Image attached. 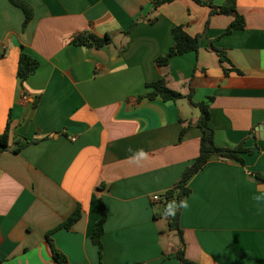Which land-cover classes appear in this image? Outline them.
Here are the masks:
<instances>
[{"label": "crops", "instance_id": "0c3cea01", "mask_svg": "<svg viewBox=\"0 0 264 264\" xmlns=\"http://www.w3.org/2000/svg\"><path fill=\"white\" fill-rule=\"evenodd\" d=\"M23 1L33 11L24 27L21 10L0 0V264H59L53 250L65 264H182L179 238L153 217L151 197L197 157L201 132L186 99H138L162 78L208 105L216 147L249 151L243 165L212 156L188 180L185 258L264 264V184L253 176H264V0H235L243 29L228 34L233 16L192 0ZM174 26L202 34L198 51L159 68ZM86 31L111 44H71ZM21 54L38 63L23 82ZM181 122L191 124L182 136ZM21 140L29 144L14 153ZM76 209L78 220L54 231ZM101 209L99 256L91 234Z\"/></svg>", "mask_w": 264, "mask_h": 264}, {"label": "trees", "instance_id": "16d2710c", "mask_svg": "<svg viewBox=\"0 0 264 264\" xmlns=\"http://www.w3.org/2000/svg\"><path fill=\"white\" fill-rule=\"evenodd\" d=\"M11 5L21 10L24 15V20L22 22V27H24L31 19L33 11L31 6L24 2L23 0H8ZM173 0H153V7L156 8L161 3H169ZM194 3L200 6L208 7L210 10V15L220 14L224 16H233V21L226 28L225 33L228 34L232 30L243 29V19L236 13L235 10V0H225L222 5L214 6L211 0H192ZM171 35L173 39V45L169 48L167 53L163 56H159L155 59L154 63L159 68H165L168 65L170 58L183 55L188 52H197L199 48V41L202 34H197L194 36L188 35L182 26H174L171 30ZM71 44L77 47H84L93 50H99L105 46L111 44V37L105 35L103 37H98L91 32L79 33L71 40ZM219 57L224 58V56L219 53ZM226 60V59H225ZM38 63L28 57L25 54H21L18 62L17 68V78L20 82H23L27 76L32 74ZM146 93L139 97V100L147 99L154 100L160 99L162 101H176L179 99H186L187 102L198 109V117L195 126L200 130L201 136L199 140V150L197 157L193 162L184 169L179 180L175 185L160 197L158 207L153 215L154 218H163L166 221L167 227L170 231H174L179 238V247L174 252V257L182 264H195L188 261L185 258V243L183 240V232L179 226V214L182 209L185 199L189 196L190 190L187 187L188 180L197 172H199L207 163L208 159L212 156H218L221 158H226L233 160L240 165H243V159L240 157L241 153H247L248 150L241 147V145L236 146L233 149L218 148L213 143V131L209 126L210 114L208 105L204 102L194 103L192 101L193 91L189 89L186 95H181L180 93L169 89L166 85L165 80L159 79L156 82L146 85ZM182 127L180 131V136L189 128L190 123L184 124L181 122ZM29 142L26 140H21L15 143L14 153L19 152L21 148L28 145ZM7 150V131L5 130L3 134L0 135V153ZM256 181L258 183L264 184V176L260 174L253 173ZM169 205L175 206V214H169L166 210ZM80 217L79 210L76 209L72 214L57 227L59 229H69ZM105 220L104 210L101 209V216L98 222L93 226L91 234V242L98 247V254L101 255V244L100 236L102 234V226ZM47 240L48 236H47ZM50 241V240H49ZM53 257L59 264H65L64 257L56 250H53Z\"/></svg>", "mask_w": 264, "mask_h": 264}, {"label": "clouds", "instance_id": "9594fccd", "mask_svg": "<svg viewBox=\"0 0 264 264\" xmlns=\"http://www.w3.org/2000/svg\"><path fill=\"white\" fill-rule=\"evenodd\" d=\"M141 155H143V152H141ZM186 207V205H183ZM169 214L174 215L175 214V206L174 205H169L167 210H166Z\"/></svg>", "mask_w": 264, "mask_h": 264}, {"label": "built area", "instance_id": "2783aa9c", "mask_svg": "<svg viewBox=\"0 0 264 264\" xmlns=\"http://www.w3.org/2000/svg\"><path fill=\"white\" fill-rule=\"evenodd\" d=\"M159 200H160V197H159L158 195H153V196L151 197V201H152V202H159Z\"/></svg>", "mask_w": 264, "mask_h": 264}, {"label": "rangeland", "instance_id": "374dc122", "mask_svg": "<svg viewBox=\"0 0 264 264\" xmlns=\"http://www.w3.org/2000/svg\"><path fill=\"white\" fill-rule=\"evenodd\" d=\"M191 110H193L195 112V114L197 115L198 114V110L197 108H190Z\"/></svg>", "mask_w": 264, "mask_h": 264}]
</instances>
